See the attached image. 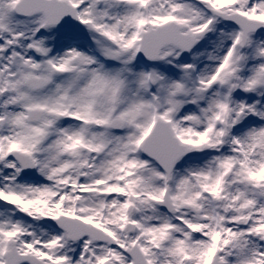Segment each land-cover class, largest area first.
<instances>
[{"label": "rangeland", "instance_id": "rangeland-1", "mask_svg": "<svg viewBox=\"0 0 264 264\" xmlns=\"http://www.w3.org/2000/svg\"><path fill=\"white\" fill-rule=\"evenodd\" d=\"M18 1L0 0V264L11 240L44 264H132L135 245L149 264H264V0H66L76 26L19 18ZM218 13L261 26L243 44ZM172 21L195 46L144 60L143 33ZM30 77L49 83L32 92ZM35 107L46 117L28 124ZM158 118L193 151L168 179L142 152ZM171 144L161 136L157 149L168 156ZM14 149L31 155L32 176ZM61 216L115 245L70 241L51 223Z\"/></svg>", "mask_w": 264, "mask_h": 264}, {"label": "water", "instance_id": "water-1", "mask_svg": "<svg viewBox=\"0 0 264 264\" xmlns=\"http://www.w3.org/2000/svg\"><path fill=\"white\" fill-rule=\"evenodd\" d=\"M30 1V0H25ZM41 5L35 9L34 11H40L43 10L48 15L49 8L46 6L45 2L43 0H38ZM50 3H54L53 1H47ZM20 11V9H19ZM226 18V17H225ZM230 21H237L238 17H227ZM56 21H52L50 23H55ZM241 26L244 28V42L247 39V35L250 31H255L257 29L252 28L251 26L244 25V23H240ZM259 26V25H255ZM257 28V27H256ZM182 26L178 25L174 22L168 23L167 25L158 27L157 29H152L149 32L145 33L143 36V47L142 52L143 56L148 59H156L159 57L161 50L164 46L168 44L175 45L182 50L188 51L191 49V47L195 43V39L192 37H187L188 41L185 40V36H182L180 34V31L182 30ZM38 82L37 80H29L28 84L32 87H40L43 85H36L35 83ZM45 85V83H44ZM43 112H39L38 120L41 119ZM122 126V123L119 121H115L113 124L114 129H120ZM170 129L168 126V123L159 121L157 124V128L154 130V132L150 135V137L147 139L145 145H144V151L147 153H151V157L157 159L160 164L162 165L163 169L169 174L172 168L173 163L179 159L181 156L185 155L186 152H183L178 155V146L176 144V140L174 141L170 134ZM163 136L167 138L172 144L170 147V153L169 155H164L160 151H158V140L159 138ZM190 152V150H188ZM167 157H170V159H167ZM31 171L33 170L34 166L31 163L30 164ZM30 172H27L29 174ZM58 225H60L63 229H65L72 240L79 239L83 236H90L94 240H103V241H110L111 243H114L113 239L103 233L100 229L95 228L92 225L85 224L82 221L79 220H71L69 218L63 217V220H59L56 222ZM86 226V229H82L79 226ZM129 230L132 231V226L129 227ZM12 244V250L7 254V264H19L21 262L25 261H31L33 256L30 255H18L16 249H15V243L11 242ZM129 254L133 258V264H148L145 256L141 252L138 246H134L133 249L129 250ZM217 264V262L215 263ZM222 264V263H218Z\"/></svg>", "mask_w": 264, "mask_h": 264}, {"label": "bare ground", "instance_id": "bare-ground-1", "mask_svg": "<svg viewBox=\"0 0 264 264\" xmlns=\"http://www.w3.org/2000/svg\"><path fill=\"white\" fill-rule=\"evenodd\" d=\"M257 162L264 163V160L263 159H258ZM225 231L227 232V228L225 229ZM178 234H179L182 242H184V243H187L188 241L192 240V238H190L189 236H186L184 238V235H186V234L182 230H181V233H178ZM226 246H228V245H225L224 242L218 243V244H216L215 251L218 252V253H222L224 251V249L226 248Z\"/></svg>", "mask_w": 264, "mask_h": 264}]
</instances>
